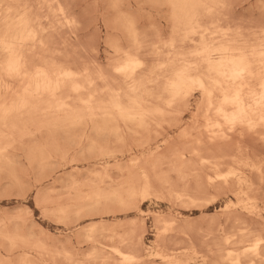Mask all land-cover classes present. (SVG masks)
Segmentation results:
<instances>
[{
	"label": "snow or ice",
	"instance_id": "1",
	"mask_svg": "<svg viewBox=\"0 0 264 264\" xmlns=\"http://www.w3.org/2000/svg\"><path fill=\"white\" fill-rule=\"evenodd\" d=\"M7 7L5 31L0 36V158L11 162L10 150L17 142L23 143L29 125L47 124L53 134L67 128H84L86 132L91 129V142L95 146L113 134L118 136L122 128L147 127L154 117L165 115L178 102L198 93L201 106L197 111L206 105V117L216 114L215 122L209 119L210 142L229 141L238 156L247 154L259 161L258 168L251 160L248 166L259 172V195L264 203V0L256 5L259 17L234 21L241 41L221 47L205 43L204 37L195 44L199 34L196 25L203 22L202 17L231 10L235 5L227 2L186 5L192 9L190 31L178 46L175 25L169 36L157 22L159 10L175 8V4L161 0H112L108 8L121 35L110 41L106 65H97L81 74L65 71L54 62L50 65L46 56H37V42L41 48L45 47L41 30L34 26L38 21L28 12L13 19L12 6ZM244 32L249 34L247 39L243 38ZM188 39L195 46L189 47L185 43ZM237 132L239 136L233 142L232 134ZM189 139L192 143L186 145L183 159L187 160L189 153L200 159L208 145L202 137L193 135ZM201 163L211 161L203 159ZM178 174L183 172L178 170ZM142 179L147 190L151 174L145 170ZM221 179L226 180L227 176ZM17 219L20 217H12ZM260 219L264 221V210ZM11 223L5 219L4 227L8 229ZM3 238L6 242L0 249V264H94L92 253L82 258L83 250L75 246L56 250L39 240L33 243V237L23 235L19 226L15 233L8 231ZM234 239L229 236L225 243ZM257 247H264V223L260 225L256 246L246 248L245 252H255ZM28 249L41 258L19 262L13 258V252ZM44 254L52 258L44 259ZM232 255L230 252L229 256ZM124 260L137 264L129 256ZM104 264L111 262L106 260Z\"/></svg>",
	"mask_w": 264,
	"mask_h": 264
},
{
	"label": "rangeland",
	"instance_id": "2",
	"mask_svg": "<svg viewBox=\"0 0 264 264\" xmlns=\"http://www.w3.org/2000/svg\"><path fill=\"white\" fill-rule=\"evenodd\" d=\"M65 2H67L66 0H64ZM68 1H70L69 2V5L71 6H73V8H74V12H75V17H76V15L78 16V17H76V18H78L77 20H78V22L76 23V25H75V27H73L72 29H74L75 30V32L74 33H72V31H70L69 29V31H67L66 32V30L67 29H62V33L60 32V33H58V35H57V33H56V35H54L55 37H53V35H52V37L50 38V42H51V40L52 39H54L51 43H52V45H53V47H59L60 48V50L62 51H60L58 48H54V50L55 49H58L59 50V52L57 51V50H55V52H54V55H56V57H55V61H57L58 63L60 62L61 64L64 62V64L66 63V62H69V64L71 65V67L73 66V64L75 63V67L76 66H80V67H78V68H74V69H77V70H81V68L83 67V65H84V63H85V67L86 68H88L89 70H90V68H93L94 69V67H93V64L95 65V66H97V65H101V64H103V65H106L107 64V62H106V60L108 61V55H109V45H110V41H114L115 39H117L120 35H121V33L120 32H118L117 31V28H116V25H115V22H114V19L112 18V16L109 18L108 16H110V12H111V10L108 8V5L110 4L109 2L108 3H105L106 1L105 0H68ZM223 2H227V3H230V4H232V5H235V6H237V7H234L233 9H231V10H224L223 11V14H224V16H223V18L224 19H226V21H223L224 22V24H223V26H224V28H226V29H232L231 30V32L233 33V34H237V32L235 33L234 31H235V23H234V21L235 20H239L241 17H249V16H256V17H259V15H260V10H259V8L258 7H256V5H258L259 4V0H222ZM111 2H112V0H111ZM121 2H126V0L124 1V0H121ZM96 3V4H95ZM68 4V3H67ZM107 6H106V5ZM106 6V7H105ZM240 6H244V7H240ZM106 8H108L109 10H110V12H109V10H107ZM165 11V12H164ZM162 13V14H161ZM166 13V14H165ZM165 16V17H164ZM109 18V19H108ZM223 19V20H224ZM85 20H90V23H83ZM113 20V21H112ZM162 27H163V29H164V31L170 36L171 34H172V31H171V22H170V19H169V14H168V11H167V9L165 10V9H162V10H159V12H158V21H157ZM170 23V24H169ZM228 23V24H227ZM230 24H232V25H230ZM226 26V27H225ZM108 27V28H107ZM112 27V28H111ZM77 28V29H76ZM113 30V31H112ZM107 32V33H106ZM114 32H115V34L117 35V37H115L116 35L114 34ZM118 34H117V33ZM71 33V34H70ZM76 33V34H75ZM73 34H75V36L73 35ZM70 36V37H69ZM77 36V37H76ZM76 37V38H75ZM115 37V38H114ZM75 39L77 40V41H75ZM104 40H105V42H104ZM108 41V42H107ZM54 42V43H53ZM57 42V43H56ZM57 44V45H56ZM59 44V45H58ZM68 44V45H67ZM61 46V47H60ZM65 47V48H64ZM67 47V48H66ZM67 49V50H66ZM64 51V52H63ZM66 51V52H65ZM97 51V52H96ZM70 52H72V53H70ZM107 52V53H106ZM69 53H70V55H69ZM61 54V55H60ZM107 54V55H106ZM65 56V57H64ZM58 57H60V59L61 60H59V58ZM69 57H72V58H69ZM92 57H94L93 59H95L94 61H93V59H92ZM67 60H66V59ZM87 59V60H86ZM62 60H64L63 62H62ZM81 60H83L84 61V63H83V61H81ZM89 60H90V62H89ZM66 61V62H65ZM99 61V62H98ZM79 62V63H78ZM80 62L82 63V64H80ZM98 62V63H97ZM89 63L91 64V66L89 65ZM68 65V64H67ZM90 68H89V67ZM85 67H83V68H85ZM73 68V67H72ZM193 96V97H192ZM192 96L190 97V100H189V102H186V103H189L188 104V107H187V105H185L184 104V102H183V104L187 107V110H186V112L183 110L182 111V107L184 106V105H182V102H180L178 105H177V110L176 109H174L173 111L174 112H172L171 114H168V115H165V116H156V117H154L153 119L155 120L156 118H160L161 120H159V119H156V122L157 121H161V123H162V120H163V123H165V119H163V118H169V119H166V123H165V125L163 124V126H159L158 124H159V122H157V124H156V126L154 125V123H156L155 121H152V123L150 124V127H151V129H152V127H153V130H150V127H149V125L147 126V128L149 127V129H147L148 131H149V136L146 134L145 135V133H148L147 132V130H146V128L145 129H140V131H142V132H144V134L142 135V133H140V131L137 129V128H135V127H132L133 129L135 128V131L132 129V128H130V130L129 129H124V128H122V131L119 133V137L117 136V135H115V134H113L112 135V139L110 138L109 140H106V141H108V144L104 141L103 143H100V144H102L103 145V149H104V146L108 149V151H110V152H108L107 150H105V152L106 153H102V151H100L101 153H98L99 152V149L101 150V146L102 145H100L99 147H98V145L97 144H99V143H97L95 146L92 144V140H91V138H92V136H93V134H92V132H91V130L89 129L87 132L86 131H84L83 132V130H82V132L80 131L79 132V130H81L82 128H75V129H69V130H65V131H63V132H60L59 134L57 133V134H53V132L52 131H45L44 132V135H43V132H42V135L44 136H39L38 135V133H36V134H34V136L32 137V136H26L25 138L26 139H24V141H23V143H24V145H30L29 146V149L28 148H26L24 145H22L23 143H21V145H19V143H16L14 146H13V148L10 150V153H9V160L11 161L10 163L9 162H7L8 160H5L4 158L2 159V160H0V223H1V227H0V234H1V236H0V245H1V247H0V249H2L3 248V243L5 244V240H4V233H6V232H8V231H11L12 233H15L16 232V229H17V226H19V228H20V230H21V233L23 234V235H25V236H31V237H33V243H35L37 240H41V242L42 243H44L45 245H48L50 248H53V249H57V250H59V249H62V248H65V247H67V248H71V247H73V246H75V247H77V248H79V249H82L83 251H82V253H81V256L82 255H86V254H88L89 252H90V249L86 246V244L85 243H83V238L81 237H78V233H80L79 231H83V230H85V229H88V228H90V227H92V226H98V225H100V224H105V223H109V224H111V223H113V224H111V226L112 225H116V224H126V221L128 222H132V220H136L135 222L138 224V222H139V225L140 224H142V226L144 225V223H145V226H143L144 227V229L146 230V234L144 235V237H145V244H146V248H148L149 249V247H152V245H153V241H154V238H153V236H152V232H151V230H152V223H151V218L154 216V214H157V213H159V214H161V215H164V216H169V217H171L172 218V216L174 217V216H176V215H178V214H182L183 215V219L185 218L186 220H188V221H194L193 219H195V218H197L196 219V221H194V222H198V221H200V220H202V219H204V218H208L207 216H209L210 217V219H217V218H219L221 215H222V211H223V209L226 207V206H228L229 204L231 205V204H236V199L234 200V198H232V191L234 190V188L232 187V189H228V188H226V189H224L226 186L225 185H223L222 184V186H224V187H220L221 186V180L219 181L218 179L217 180H213L212 182H211V180H212V178H215L217 175H218V173L220 174L221 173V170H222V172L224 173V175H227L228 173H235L237 176H235V175H230L229 177H231V179L230 180H232L233 178L234 179H236V177L238 178V177H240L242 174H244L245 173V175H246V177H247V179H248V181H249V183L247 184V186H244V190L246 191H251V193L252 194H256V195H259V186L257 187L258 188V190H256L257 188H256V186L257 185H259V183L258 182H260V178L258 177V176H255V175H257L256 173H259V172H255V171H253V168L250 166H248L249 165V160H252V161H254V162H256L255 163V165L258 167V165H259V161L253 156V158H252V156H249V155H247V154H245L244 155V157L243 158H241L240 156L238 157V154L236 153V152H232V156H230V152L232 151L230 148H231V146H230V142L228 141H226V144L223 142V146H222V141H217L218 142V146L219 145H221L222 146V150H221V147L219 148L220 150H219V152L220 151H223V148H225L226 150L227 149H230V150H225V153L223 154H219L218 155V150L217 149H215V144H217V142L216 143H214V144H212L211 142L209 143V141H207V142H205L207 139H206V135H203V134H201L200 132L198 133V131H196V130H202V133H204V126L200 123V124H197V123H195V125H196V127H195V125H194V115H195V107H196V105L198 104L197 102H199V95L197 94V93H192ZM196 102V103H195ZM182 105V107H181V105ZM178 106H180L181 107V111H180V109H178ZM179 107V108H180ZM186 107H183V109H186ZM183 112H185V114L183 115ZM182 113V114H181ZM194 115H193V114ZM192 114V115H191ZM174 115V116H173ZM177 115V116H176ZM179 115H180V117L181 118H179ZM177 117V118H179V119H177L178 121H176V119H174L175 121H173L172 119L174 118V117ZM172 119H171V118ZM192 118V119H191ZM169 120V121H168ZM171 120V121H170ZM190 120V121H189ZM191 120H193L192 122V124H191ZM176 122V123H173L174 125L176 124L177 126L176 127H174L173 125H170L171 123L170 122ZM180 121V122H179ZM150 122V121H149ZM170 123V124H168V123ZM183 122V123H182ZM154 126H153V125ZM161 125V124H160ZM169 126V128H168V126ZM157 126H159V127H161L162 128V130H164L166 133L164 134V132L162 131V130H159L160 128L158 127V129L156 128ZM167 126V127H166ZM171 126H172V129H171ZM190 126H191V128H193V127H195V128H193V129H190ZM193 126V127H192ZM174 127V128H173ZM189 127V128H188ZM198 127H200V128H198ZM187 128V129H186ZM196 128H198V129H196ZM77 129H79V130H77ZM84 129V128H83ZM137 129V130H136ZM155 129H157V131H155ZM75 130H77V131H75ZM126 130H129L128 132L126 131ZM181 130V131H180ZM188 130H190V132L188 131ZM196 131V134L195 133H192L191 131ZM90 131V133L88 134V132ZM124 131V132H123ZM138 131H139V135H138ZM154 131V133H157V134H154L155 136H160L161 138H158V136H157V140H156V138L155 139H152V138H154L153 136L154 135H152L151 136V133ZM181 132V133H179L178 134V132ZM193 131V132H194ZM65 132V133H64ZM73 132H75V133H73ZM79 132V133H78ZM86 132V133H85ZM132 132H134V133H132ZM159 132V133H158ZM160 132H161V134H160ZM61 133H63V134H61ZM72 133V136H70V134ZM77 133V134H76ZM81 133V137H82V140H81V137L79 136V134ZM185 133H187V135L186 136H184L183 134H185ZM46 134V135H45ZM52 134V135H51ZM74 134H76V135H78V136H73ZM92 135V136H89V135ZM128 134L131 136V137H129L128 136ZM153 134V133H152ZM163 134V135H162ZM177 134L178 135H180V136H182L181 138H175L176 136H177ZM189 134V135H188ZM205 134V133H204ZM86 135H87V139H86ZM122 135V138H120V136ZM132 135H135V136H137L136 138H135V136H133L132 137ZM140 135H142V137L140 136ZM196 136V137H198V138H201V137H204V139L203 140H205L204 142H205V144L206 145H208L207 146V148L205 147L204 148V152H205V150L207 149V152L208 151H210V152H214L215 150H217V152L215 151V153H210V152H205V153H207V155L205 156V153L204 152H202V153H204V154H202V156L203 157H206V158H209V157H211L212 156V158L214 159V162H215V159H218L219 158V156H220V162H219V160L217 161L216 160V162L213 164V160H212V163H210V164H203V163H201L200 161H199V159H197L198 160V162H196L197 160L195 159L196 157H193L191 154L190 155H188L189 157H190V161H188V159H187V161L185 162L184 161V159H182V156L184 157V155H185V149L183 150V148L184 147H186V145H188V144H191V142H192V140L191 141H189L190 139H189V137H191V136ZM46 136V137H45ZM55 136H57V137H55ZM67 136H68V138H67ZM124 136H125V138H124ZM138 136L139 137H141V138H139L138 139ZM146 136V137H145ZM148 136V137H147ZM151 136V137H150ZM179 136V137H180ZM183 136L185 137V141H184V138H183ZM239 136V135H235V136H233V141L237 138V137ZM27 137H28V139H27ZM44 139L43 141H42V138ZM47 137H48V139H49V144L50 145H46L45 143H47L48 142V139H47ZM52 137H53V139L56 141V139L57 138H59V142H58V140H57V142H56V144H59L60 143V141H61V143L63 144H61V146H64L65 145V143H66V145L64 146V147H66L67 145V147H66V149H67V153H68V155H67V153L65 152L64 153V150H63V153H61L62 152V150L61 149H63L64 147H60L59 149L60 150H58V146L60 145H54V143H53V140H52ZM74 137V138H73ZM77 137L79 138L78 140H77ZM85 137V138H84ZM89 137V138H88ZM147 138V139H144V138ZM187 137V138H186ZM34 138H36L35 140H32V139H34ZM38 138H39V141L41 140L42 142H39L38 141ZM45 138L47 139V140H45ZM56 138V139H55ZM73 138V139H72ZM128 138H131L130 139V141L128 142ZM133 138H134V142L136 143V144H141L140 145V147L138 146H136V144L133 142ZM149 138V139H148ZM152 140H151V139ZM69 139V140H68ZM85 139V140H84ZM117 139H119L118 141H117ZM139 141H138V140ZM144 139V140H143ZM169 139H173V140H175V141H171L172 142V144L174 145H171L170 144V140ZM178 139V140H177ZM187 139H189V140H187ZM29 140V141H28ZM73 140V141H72ZM115 140V143L113 142ZM122 140V141H121ZM148 140H151L152 142H150V141H148V143H147V141ZM26 141V142H25ZM27 141H28V143H30V144H28L27 143ZM32 141V142H31ZM34 141V142H33ZM36 141V142H35ZM44 141H45V143H44ZM89 141V142H88ZM123 141H124V146H123V148L125 147L126 148V151L127 152H124V150L122 149V147H121V145L119 146V144H123ZM125 141H126V145H125ZM141 141V142H140ZM156 141V142H155ZM162 141H164V142H162ZM179 141V142H178ZM70 142H73V143H70ZM80 142V143H79ZM112 143V145H111V143ZM132 142H133V144H132ZM144 142V143H143ZM168 142H169V144H170V146L169 147H167L168 145ZM178 142V143H177ZM184 142H185V144H184ZM26 143V144H25ZM37 143V144H36ZM41 143V144H40ZM84 143H86V147H85V144ZM118 143V144H117ZM130 143H131V145H133L134 147H131L132 149H128L129 147V145H130ZM147 143V144H146ZM162 143V144H161ZM165 143V144H164ZM175 143H176V146H175ZM228 143V144H227ZM32 144L35 146V147H33V148H31L30 149V147L32 146ZM39 144V147L37 146ZM48 144V143H47ZM74 144V145H73ZM82 144V145H81ZM83 144H84V146H83ZM88 144H90V145H88ZM150 148V149H148V147H146V145ZM160 144V145H159ZM180 144V145H179ZM181 144L183 145V147L181 146ZM44 145H46V148L44 147ZM107 145V146H106ZM112 147H111V146ZM115 145V146H114ZM157 145H159L157 148H158V150L161 152V153H158L159 151H155L156 149L154 148V147H156ZM180 146V148L178 147V146ZM43 147V149H42V147ZM54 146V147H53ZM56 146V147H55ZM89 146H90V148H89ZM93 146V147H92ZM118 146H119V148H118ZM127 146V147H126ZM171 146H173L174 147V149L176 150V151H178L179 150V152H184V155H182L183 153H179V155H180V157L181 158H177L176 159V157L174 156V155H176L177 156V153L178 152H176L174 149H173V147L171 148ZM209 146H211L210 148H212L213 150L211 151V150H208V148H209ZM218 146H216V148L218 147ZM230 146V148H227V147H229ZM22 147H24V148H22ZM48 147V148H47ZM52 147L55 149V151L53 152L52 150H54V149H52ZM78 147H80V148H82V149H84L83 151L82 150H80V149H77ZM88 147V148H87ZM95 147V148H94ZM112 148V151L111 150H109V148ZM114 147H116L117 149H118V151L120 152H116V148H114ZM144 148V150H142L143 148ZM166 147V151L164 150V148ZM177 147V148H176ZM182 147V148H181ZM214 147V148H213ZM35 148H37V149H35ZM40 148V149H39ZM47 150V151H45L44 152V150L45 149ZM72 148V149H71ZM121 148V149H120ZM124 148V149H125ZM140 148V149H139ZM27 149V150H26ZM35 149V151H32V150H34ZM42 149V150H41ZM52 149V150H51ZM56 149H57V151H56ZM96 149H98V151H96ZM128 149V150H127ZM137 149V150H136ZM161 149V150H160ZM215 149V150H214ZM50 150H51V153L53 152L54 154L56 153L57 155L59 154V153H61L62 155L64 154V155H66V156H64L63 157V160H61V158H62V155L61 154H59V157L56 155H54L53 153L50 155V154H47L48 152L50 153ZM86 150V153H88V154H85V151ZM122 150V151H121ZM131 150H132V152H131ZM142 150V151H141ZM152 150H153V152H152ZM164 150V151H163ZM182 150V151H181ZM14 151V152H13ZM36 151H37V153H36ZM42 151V152H41ZM81 151V152H80ZM94 151V152H93ZM95 151H96V153H95ZM147 151V152H146ZM230 151V152H229ZM16 152V153H15ZM33 153L32 155H31V153ZM47 152V153H46ZM93 152V156L92 155H90V153H92ZM122 152H124V154L122 153ZM129 152V153H128ZM150 152L153 154H150ZM12 153V154H11ZM34 153L35 154H38V158L36 157V155H34ZM42 153V154H41ZM44 153V154H43ZM47 154V156H42V155H46ZM108 153H112L113 155H115V156H113L112 154H108ZM131 153V154H130ZM142 153V154H141ZM154 153H156V155H154ZM160 155V159H161V154L163 155V156H167V158H170V160L169 161H171V163L174 165V166H172V164L169 162V163H167V158H166V160L164 159H161V160H156L155 158H154V160L152 161V158L153 157H156V158H159L158 156V154ZM217 153V154H216ZM227 153H228V156L226 157V155H227ZM236 153V154H235ZM14 154L16 155L15 157H14ZM27 154V155H26ZM29 154H30V157L32 156L33 157V159L34 160H32V158H30L29 157ZM95 154V155H94ZM100 154H102L101 156H100ZM120 154V155H119ZM139 154H140V156H139ZM149 154L150 155H152L153 157L151 158V156H150V159L148 158L149 157ZM165 154H167V155H165ZM169 154H172V156H174L175 157V159L177 160V163H179V164H176V160L175 161H173V160H171L172 158L174 159V157H171V155H170V157L168 156ZM174 154V155H173ZM214 154H216V155H218V158H216V156H214L213 157V155ZM226 154V155H225ZM61 155V156H60ZM73 155V156H72ZM98 155L101 157V160H100V158H98ZM109 155H112V156H109ZM134 155H135V157L138 159H136V158H134L135 160H137V161H132V162H134V163H132L131 162V160H133V159H131L132 157H134ZM142 155V156H141ZM145 155V156H144ZM182 155V156H181ZM211 155V156H210ZM225 156L224 158H228V160H226V159H223V156ZM234 155V156H233ZM236 155H237V157H238V159H237V157H236ZM50 156V157H49ZM57 158V159H55V157ZM69 156V157H68ZM86 157V159H85V157ZM95 156H97L96 158H95ZM104 156V157H103ZM122 156V157H121ZM201 156V157H202ZM221 156H222V158H221ZM248 156V157H247ZM40 157V158H39ZM45 157V159H43ZM72 157V158H71ZM83 158V160H82V158ZM103 157V158H102ZM131 157V158H130ZM139 157V158H138ZM144 157H147V159H149V160H147L146 159V161H145V158ZM202 157V158H203ZM229 157H231V158H229ZM234 157H235V160L236 161H234ZM48 158H49V160H48ZM53 158V159H52ZM71 158V159H70ZM81 158V159H80ZM110 158V159H109ZM116 158H117V160H116ZM131 160H130V159ZM141 158H142V160H144L143 162H142V160H141ZM248 160H247V159ZM250 158V159H249ZM16 159V160H15ZM32 161H34L35 163H33V162H31V160ZM55 159V161L56 162H54V161H52V160H54ZM61 161H60V160ZM65 159V160H64ZM75 161V160H82L81 162L80 161H78L79 163H77V161H75L74 162V164H71V163H73L72 161L73 160ZM97 159V160H96ZM104 159V160H103ZM107 159H109V160H107ZM119 159V160H118ZM127 159H129V160H127ZM179 159H181L182 161H184L185 163H183L181 160H180V162H181V164H180V162L178 161ZM192 159V160H191ZM203 159H205V158H203ZM223 159V160H222ZM231 159V160H230ZM239 159H241V161L239 160ZM42 160H43V162H42ZM69 160H71V163L70 162H68ZM87 161V163H86V161ZM92 160H95V161H92ZM121 160V161H120ZM194 160V161H193ZM209 160H211V158L209 159ZM226 160V161H225ZM243 160V161H242ZM244 160H246V161H244ZM4 161V162H3ZM48 161H51V163H53L52 165L50 164V162H48ZM58 161H60V162H58ZM66 163H65V162ZM83 161H85V163L83 162ZM98 161H100V162H98ZM126 163H125V162ZM128 161H129V164L130 165H132V166H130V165H128V167H130V168H128L129 170H127L126 169V164H128ZM141 161V162H140ZM150 161L152 162V163H150ZM155 161V162H154ZM158 161L159 162H161L162 161V163L164 164V166L166 165H168V166H172V167H178V168H186V170L185 169H181V171L182 170H184V172H183V175H185L183 178H182V176L183 175H179V174H174L175 173V171L174 170H176L175 168H173V171H174V173L172 174V170H169V167L167 166V168L166 167H164L163 166V164H161V163H158ZM164 161L166 162V163H164ZM230 161V162H229ZM45 162V164H42V163H44ZM58 162V164H56ZM68 162V163H67ZM106 163V165H105V163ZM113 162H116L117 163V165L119 166H117V165H115V166H110V165H114V164H116V163H113ZM136 162H138V164L136 163ZM141 164H140V163ZM144 162H145V165H148V163L151 165H149L150 167H156V170L155 171H157L156 172V174H154V172H153V170L151 171L156 177H157V179H155V176L151 173V172H149L148 170V172L151 174V177L153 176V179L154 180H156V182L154 181V180H152L151 182H153L154 181V185H158V183L160 184V182H158V180L159 181H161V178L160 177H163V178H165V177H167V176H169L170 175V177H171V179L173 180V181H175V183L173 184H171L170 182H173L171 179L170 180H168V183H165V189H164V187H163V182L161 181V183L162 184H160L161 186H155L154 187V185H151L150 187V193H152L151 194V197H150V200H146V201H140L141 203H143V205H142V207H141V210H140V212H138V213H136V214H132V215H129V216H126L125 218H124V216H120V217H117V218H108V219H104V220H99V219H97V217H95L94 216V218H88V216L89 215H93L92 213H94V212H96V213H98L100 210H98L99 208H94L93 206H91L92 204H91V202H89L86 198H87V196L89 195V194H93V193H95V194H102V195H105V193L112 187V185H111V187H110V183L112 184V183H114V185L116 184V187H117V189H118V187L120 188L119 190H125V189H128L130 186L129 185H131L133 182H134V184H135V186H136V188H140L141 187V185L143 184V181L141 180V173H140V170H142V168H140L139 169V167H142L143 166V168L144 167H146V166H144ZM154 162V163H153ZM173 162H175V163H173ZM196 162V163H195ZM220 164H219V163ZM221 162H222V164H221ZM224 162V163H223ZM242 162V163H241ZM243 162H245L244 163V165H243ZM7 163V164H6ZM9 163V164H8ZM48 163V164H47ZM55 163V164H54ZM65 163V164H64ZM75 163H77V164H75ZM95 163H97V164H99V166H100V168H98V165L97 164H95ZM120 163L123 165V166H125L124 167V169H126V171L124 170V169H122L121 167H122V165H120ZM124 163H125V165H124ZM158 165H160V166H158ZM238 163H239V165H240V163H241V167L244 169H241L240 170V166L238 165ZM253 163V162H252ZM47 164V165H46ZM61 165V167L59 168V166ZM65 166H64V165ZM71 164V165H70ZM143 164V165H142ZM155 164V166H153ZM169 164H171V165H169ZM183 164H184V166H183ZM217 164V166H215ZM245 164H247V165H245ZM254 164V163H253ZM32 165V166H31ZM35 165V166H34ZM44 165V168L42 167ZM51 165V166H50ZM76 165V166H75ZM93 165V166H92ZM95 165V166H94ZM134 165H135V167H134ZM136 165H137V167H136ZM140 165V166H139ZM204 165H206V166H204ZM228 165H231L232 167H227ZM236 165H238V166H236ZM243 165V166H242ZM5 166V167H4ZM7 166H9L8 168L10 169V170H8V168H7ZM82 166V167H81ZM108 166H110V168H111V170H110V168L108 167ZM149 166H147V167H149ZM224 166H226V167H224ZM2 167H4V169H5V172L3 171L2 172ZM11 167V168H10ZM30 167H31V169H30ZM51 167V168H50ZM64 167V168H63ZM84 167V168H83ZM92 167H93V169H92ZM95 167L97 168V171H96V169H95ZM114 167H115V169H114ZM132 167L134 168V171H135V174L138 172V174L137 175H134L133 174V176H136V180H134L135 179V177L133 178V180H131L132 179V173L134 172V171H132L131 169H132ZM146 167V168H147ZM171 167V168H172ZM215 167H216V169H215ZM217 167H221L220 169V171H217L216 172V170H219V168H217ZM235 167V168H234ZM237 167V168H236ZM248 167V168H247ZM7 168V169H6ZM49 168V169H48ZM88 168V169H87ZM103 170H102V169ZM106 168H108V169H106ZM146 168H144V169H146ZM166 169V170H164V169ZM170 168V169H171ZM188 168H189V170H188ZM229 168V169H228ZM251 168H252V170H251ZM3 169V170H4ZM46 171H45V170ZM116 169L118 170V172H116ZM136 169V170H135ZM148 169V168H147ZM149 169H151V168H149ZM158 169V170H157ZM159 169L161 170V172L159 171ZM202 169V170H201ZM215 169V170H214ZM237 169V170H236ZM250 169V170H249ZM34 170V171H33ZM37 170V171H36ZM51 170H53V171H51ZM72 170V171H71ZM79 170V171H78ZM93 170H95L96 171V173L99 175L100 173H99V170H101L100 172L102 173V176L103 177H105L106 175H108L109 176V178H107L108 180L106 181V178L104 179L103 177H101V175H99V176H97V174L95 173L94 174V171ZM104 170L106 171V172H108V174L107 173H105L104 172ZM132 172H131V171ZM138 170V171H137ZM239 170V171H238ZM9 171H13V173L12 172H9ZM74 171H75V173H74ZM92 171H93V173H92ZM112 173H111V172ZM128 171H130L131 172V174L128 172ZM137 171V172H136ZM170 171H172V172H170ZM185 171H187L186 173H185ZM250 171H253V178L252 177H250V176H252V175H250L251 174V172ZM37 172V173H36ZM46 172V173H45ZM51 172V173H50ZM65 172H67V173H65ZM69 172H71V173H69ZM72 172H73V174H72ZM80 172V173H79ZM17 173H19L18 175H17ZM44 173V174H43ZM91 173V174H90ZM110 173V174H109ZM125 173H129L131 176H126V174ZM160 173L162 174V176L160 175ZM188 173H189V175H190V177H189V175H188ZM197 173V174H196ZM255 173V174H254ZM13 174V175H12ZM48 174H49V176H48ZM122 174V175H121ZM216 174V175H215ZM222 174V173H221ZM17 175V176H16ZM79 175V176H78ZM89 175H91V176H89ZM96 177H95V176ZM113 175V177H112V179H111V176ZM114 175H118V177L121 175V176H123V177H119V179H118V177L117 176H114ZM125 175V176H124ZM175 175V176H174ZM193 175V178L194 179H197V177H198V180H194V179H192V176ZM195 175V176H194ZM196 175H197V177H196ZM207 175V176H206ZM208 175H209V177H211V179L208 177ZM17 177L16 179H15V177ZM47 176V177H46ZM176 176H180L181 177V179H180V177H178L179 179H176L177 177ZM187 176V177H186ZM204 176V177H203ZM249 176V177H248ZM41 177H42V179H41ZM99 177V178H98ZM129 179V177H131V179H129L128 181L130 182V183H128V185H127V182L125 181L127 178ZM141 177V178H140ZM196 177V178H195ZM200 177V178H199ZM205 177H207L206 179H207V181H205L206 179H205ZM256 177V178H255ZM7 178V179H6ZM74 178V179H73ZM93 178V180H97V182H99V183H96V184H94L95 183V181H94V183L91 181V179ZM97 178V179H96ZM120 178H122V180H120ZM138 178L141 180V182L142 183H140L139 184V181H138ZM184 178H185V181H186V179H187V183L186 182H184L183 180H184ZM202 178V179H201ZM259 178V179H258ZM9 179V180H8ZM37 179V180H36ZM90 179V180H89ZM104 179V180H103ZM203 180V181H200V180ZM36 180V181H35ZM43 180V181H42ZM52 180H53V182H52ZM68 180V181H67ZM72 180H73V182H72ZM102 180V181H101ZM111 180V182H108V181H110ZM113 180V181H112ZM116 180V181H115ZM178 180H181L182 182H178ZM194 180V181H193ZM208 180L211 182H208ZM36 183H35V182ZM54 181H56V182H54ZM70 181V182H69ZM83 181V182H82ZM85 181V182H84ZM89 181V182H88ZM91 181V182H90ZM104 181H106V182H108L107 184H108V189H107V191H105V190H103L105 187L103 186L104 184H106ZM116 183H115V182ZM131 181H133L132 183H131ZM177 181V182H176ZM198 181V182H197ZM205 181V185H204V182ZM219 181V182H218ZM258 181V182H257ZM52 182V183H51ZM76 182H77V184H78V182L80 183L79 185H76ZM103 182H104V184H103ZM119 182H122V184H120ZM136 182V183H135ZM138 182V183H137ZM158 182V183H157ZM185 184H184V183ZM214 182V183H213ZM254 182H255V184H257V185H255L254 184ZM19 183V184H18ZM87 183V184H86ZM90 183V184H89ZM91 183L93 184L92 186H90L91 185ZM157 183V184H156ZM178 183V184H177ZM183 183V184H182ZM207 183V184H206ZM72 186H71V185ZM73 184L75 185V186H73ZM83 184V186H81ZM98 184V190H97V188H95V186ZM106 184V185H107ZM118 184H120V185H118ZM170 185L171 184V186H168V185ZM177 184V185H176ZM218 184V185H217ZM21 185V186H20ZM113 185V186H114ZM133 185V184H132ZM166 185H167V187L169 188V187H171L172 189H174V190H190V192H192V193H194V192H199L198 194H201L202 193V196H198V197H200V198H205V199H209V198H212V197H216L217 195V193H215V192H218V196H220V198H224L225 199V197H226V194L228 195V197H229V199L228 200H230V201H228V200H225V201H223L222 203H220L219 205H217V206H215L214 208H212L210 211H208V212H204V213H199V212H195L194 214H191V213H188L187 211H188V209L187 210H185L186 208H185V205H179V204H175L176 206L178 205L179 207L180 206H183V208L182 209H178V207L176 208V207H171V205L173 204V203H170L167 199H165V198H167L168 196H169V189H167L166 188ZM174 185V186H173ZM182 185V186H181ZM184 185V186H183ZM210 185V187H208ZM214 185H216V187L218 186V191L216 190L217 188L214 186ZM255 185V186H254ZM77 186H80V187H78L77 188ZM123 186H124V188H123ZM135 186L133 185V186H131V187H133V188H135ZM199 186V187H198ZM208 187L207 189H206V187ZM211 186H213V188L211 187ZM74 187V188H73ZM85 187H87V189L85 188ZM88 187H93L96 191L94 192V189L93 188H91V189H88ZM97 187V186H96ZM100 187V188H99ZM115 187V186H114ZM157 187H160L161 189L163 188V191H161V189L160 188H157ZM174 187V188H173ZM175 187H177V188H180V189H175ZM186 187V188H185ZM202 187H204V188H202ZM246 187H248V189L246 188ZM50 188V189H49ZM70 188H72V189H70ZM79 188H81L82 190H81V192L82 193H84L83 195L81 194V192H80V189ZM103 188V189H102ZM113 188V187H112ZM112 188L110 189L111 191H108L109 193H111V192H113V194H116V192L118 191H115V190H113L112 191ZM158 189V191L157 190H155V189ZM188 188V189H187ZM221 188V190H219ZM223 188V189H222ZM70 189V190H69ZM74 189V191L76 192V190H78L77 192H79L80 193V196H78V193H75V198H73V199H71V197H67V196H73V190ZM114 189V188H113ZM116 189V188H115ZM198 189H200V190H198ZM212 189H213V191H212ZM250 189V190H249ZM69 190V191H68ZM121 190V191H122ZM155 190V191H154ZM188 190V191H189ZM209 190V191H208ZM210 190H211V192H210ZM215 190V191H214ZM68 191V192H67ZM89 191H91L90 193H89ZM98 191V192H97ZM126 191V190H125ZM125 191H123V192H125ZM152 191V192H151ZM158 193H157V192ZM160 191V192H159ZM208 191V192H207ZM220 191V192H219ZM226 191V192H225ZM43 192V193H42ZM70 192V194H68ZM102 192V193H101ZM105 192V193H104ZM108 192L106 193V195L108 194ZM153 192H155V193H153ZM163 192H167V194H165V193H163ZM213 192V193H212ZM222 192H225V193H222ZM39 193V194H38ZM122 193V192H121ZM121 193H119L118 192V194H121ZM160 193H161V195H160ZM204 193V194H203ZM215 193V194H214ZM220 193V194H219ZM221 193L223 194V196L221 195ZM229 193V194H228ZM68 194V195H67ZM87 196H86V195ZM122 194H125V193H122ZM165 194V195H164ZM209 194H210V196H209ZM36 195V196H35ZM37 195H38V197H37ZM156 197H155V196ZM204 195V196H203ZM207 195V196H206ZM213 195H216V196H213ZM35 196V197H34ZM40 196V197H39ZM83 196H86V197H83ZM217 196V197H218ZM260 196V195H259ZM37 197V198H36ZM44 197V198H43ZM47 197V198H46ZM74 197V196H73ZM81 197V198H80ZM158 197V198H157ZM160 197V198H159ZM161 197L163 198V199H161ZM39 198H40V200H39ZM41 198H43L42 200H41ZM78 198V199H77ZM35 199H37L36 201H38V202H40L41 203V206L39 207L38 205H37V203L35 202ZM69 199V200H68ZM80 199V200H79ZM83 199V200H82ZM85 199V200H84ZM49 200H50V202H49ZM74 200V201H73ZM78 200H79V203H78ZM82 200V201H81ZM140 200V199H139ZM70 201H72V202H70ZM83 201H84V203H83ZM131 202H129V201H127V205L128 206H132L135 202L133 201V200H130ZM134 203H133V202ZM160 201V202H159ZM69 202L71 203V204H69ZM74 202V203H73ZM87 202V203H86ZM52 203V204H54V205H50V204ZM67 203V204H66ZM86 203V204H85ZM168 203H169V205H168ZM227 203V204H226ZM47 204V206L46 207H44L45 205ZM55 204H57V205H60V207L59 206H56ZM68 205V206H66V205ZM85 205L84 207H83V205ZM150 204V205H149ZM50 205V206H49ZM70 205H71V207H70ZM76 205V206H75ZM80 205V206H79ZM82 205V206H81ZM156 205V206H155ZM174 205V204H173ZM172 205V206H173ZM174 205V206H175ZM65 206V207H64ZM57 207V208H56ZM86 207V208H85ZM91 207V208H90ZM110 208H114V206H112L111 207V205L109 206ZM45 208L47 209L46 210V212L45 211H43V210H45ZM53 208H54V210H53ZM78 208H80V209H78ZM86 209V211L84 210V209ZM88 208V209H87ZM90 208V209H89ZM95 210H94V209ZM116 208V207H115ZM51 209V210H50ZM73 210L71 213H70V211L71 210ZM82 209V210H81ZM92 209V210H91ZM49 210V211H48ZM53 210V212H51ZM59 210H64L65 211V214H60L58 211ZM70 210V211H69ZM77 210V211H76ZM87 210H89V211H87ZM55 211H56V213H55ZM66 211H67V213H66ZM85 211V212H84ZM93 211V212H92ZM82 214H80V213ZM88 212V213H87ZM149 212V213H148ZM48 213H50V214H48ZM72 213H74V214H72ZM89 214V215H84V214ZM142 213V214H141ZM220 213V214H219ZM146 214V215H145ZM151 214H152V216H151ZM214 214L215 215H217V218H216V216H214ZM51 215H52V217H51ZM141 215V216H140ZM202 215V216H201ZM14 216H19L20 218H21V222H19L20 221V219H17V220H12V217H14ZM84 216V217H83ZM85 216L87 217V219L85 218ZM204 216V217H203ZM213 216V217H212ZM6 217V218H5ZM71 217V218H70ZM83 218V221L81 222V223H79L78 222V219L79 218ZM212 217V218H211ZM133 218V219H132ZM136 218V219H135ZM189 218V219H188ZM5 219H10L11 221H12V223L10 224V226H9V228L8 229H6L5 227H4V220ZM25 221H24V220ZM54 219V220H53ZM138 219V220H137ZM142 219V220H141ZM167 219H168V217H167ZM170 219V218H169ZM168 219V220H169ZM24 222H23V221ZM56 220V221H55ZM123 220V221H122ZM143 220H145L143 223L141 222V221H143ZM55 221V222H54ZM119 221V222H118ZM71 222V223H70ZM76 222V223H75ZM98 222V223H97ZM141 222V223H140ZM56 225H55V224ZM70 223V224H69ZM95 223V224H94ZM96 223H97V225H96ZM22 224H23V226H22ZM72 224V225H71ZM86 224V225H85ZM90 224V225H89ZM109 224H107V225H109ZM69 225V226H68ZM67 226V227H66ZM79 227V228H78ZM6 229V230H5ZM76 230V231H75ZM75 231V232H74ZM29 232V233H28ZM1 239H2V241H1ZM82 241V242H81ZM151 241V242H150ZM152 243V244H151ZM149 246V247H148ZM89 250V251H88ZM22 253V254H21ZM27 254V255H26ZM25 256V257H24ZM31 256V257H30ZM38 258V256L36 255H32L31 253H30V250L28 249L27 250V252L26 251H15V252H13V258H15V259H19V258ZM40 258V257H39ZM46 258V257H45ZM47 258H49V257H47Z\"/></svg>",
	"mask_w": 264,
	"mask_h": 264
},
{
	"label": "bare ground",
	"instance_id": "3",
	"mask_svg": "<svg viewBox=\"0 0 264 264\" xmlns=\"http://www.w3.org/2000/svg\"><path fill=\"white\" fill-rule=\"evenodd\" d=\"M67 2H65L64 0H0V36H2L3 35V33H4V31H5V26H4V24H3V20H4V16H5V14L7 13V11H8V7L7 6H12V12H11V16H12V18L13 19H15L16 18V16L19 14V15H23L25 12H28L29 13V15L32 17V19L33 20H36V21H38V23L36 24V25H34L35 27H37L38 29H40L41 30V36H42V39H43V41H44V44H45V47L44 48H41L40 47V43H39V41L37 42V44H36V48H37V53H36V55L37 56H46L47 58H48V60H49V64L51 65V63H55V64H57V65H59V66H61V67H63L64 68V70L65 71H71V72H74V73H76V74H81V73H86V72H88L89 71V69L88 68H86L84 65H85V63H84V61L83 60H81V61H83V63H84V65H83V67H85V68H81V70H77V69H74V68H78V67H80L79 65L78 66H74L75 65V63L73 64V68L71 67V65L69 64V62H66L65 64H64V60H62V64L59 62H57V61H55V57H56V55H54V52H55V50H57L58 52H59V50H60V48L59 47H53V45H52V41L55 39H52L51 40V42H50V38L52 37V35H53V37H55L54 35H56V33H57V35H58V33H60L61 31H62V29H67L66 30V32L67 31H74L75 32V30L74 29H72L73 27H75V25H76V23L78 22V18H76V17H78L77 15H76V17H75V12H74V8H73V6L71 5H69V2L70 1H68V0H66ZM106 2L105 3H111V0H105ZM125 1V0H124ZM161 2L162 3H166V4H175L176 5V7L175 8H166L167 9V11H168V14H169V19H170V22H171V31H172V25L174 24L175 25V28H176V40H177V42H178V46H179V43L181 42V41H183V39H184V36H185V33L186 32H188V31H190V16L192 15V9L191 8H189V7H186V5H191V4H194V3H199V2H207V3H211V4H215V3H218V2H223L222 0H161ZM68 3V4H67ZM96 4V3H95ZM24 5H27L28 7L27 8H24L23 6ZM106 5V4H105ZM107 6V5H106ZM105 6V7H106ZM107 10H109L108 8H106ZM165 9V10H166ZM109 12H110V10H109ZM165 12V11H164ZM162 14V13H161ZM166 14V13H165ZM223 16H224V14H223V11L221 12V11H218L216 14H214V15H212V16H206V17H202V19H203V22H201V23H198L197 25H196V27H197V29H198V32H199V34L195 37V44H199L200 42H201V38L202 37H204L205 39H204V42L205 43H207V44H209V45H212V46H214V47H221V46H228L230 43H233V42H240L241 41V39H242V37H241V34H233L229 29H226V28H224V26H223V24H224V22L223 21H226V19H224L223 18ZM109 18L111 17V12H110V16H108ZM165 17V16H164ZM108 18V19H109ZM224 19V20H223ZM113 21V20H112ZM228 24V23H227ZM116 25V24H115ZM213 25H215V27H213ZM230 25H232V24H230ZM108 28V27H107ZM112 28V27H111ZM116 28H117V26H116ZM235 28H236V26H235ZM43 29H47V31H43ZM69 29V30H68ZM72 29V30H71ZM77 29V28H76ZM72 31V33H74ZM113 31V30H112ZM235 33H236V31H234ZM62 33V32H61ZM107 33V32H106ZM117 33V32H116ZM71 34V33H70ZM76 34V33H75ZM75 34H73L74 36H75ZM114 34H115V32H114ZM118 34V33H117ZM25 35H26V33H25ZM116 35V34H115ZM248 36H249V34L247 33V32H244L243 33V38L244 39H247L248 38ZM52 37V38H53ZM70 37V36H69ZM77 37V36H76ZM75 37V38H76ZM115 37H117V35L115 36ZM114 37V38H115ZM75 41H77L76 39H75ZM104 42H105V40H104ZM108 42V41H107ZM54 43V42H53ZM57 43V42H56ZM185 43H187V45L189 46V47H192V46H195V44L193 43V40L192 39H188L187 41H185ZM57 45V44H56ZM59 45V44H58ZM68 45V44H67ZM61 47V46H60ZM54 48H58V49H55L54 50ZM65 48V47H64ZM67 48V47H66ZM67 50V49H66ZM61 51V50H60ZM62 52V51H61ZM64 52V51H63ZM66 52V51H65ZM97 52V51H96ZM109 52V51H108ZM70 53H72V52H70ZM70 53H69V55H70ZM107 53V52H106ZM61 55V54H60ZM107 55V54H106ZM65 57V56H64ZM0 58H2V53H0ZM57 58V57H56ZM59 58V60H61L60 59V57H58ZM69 58H72V57H69ZM94 57H92V59H93ZM66 59V58H65ZM68 59V58H67ZM66 59V60H67ZM108 59V58H107ZM69 60V59H68ZM87 60V59H86ZM95 59H93V61H94ZM96 61V60H95ZM89 62H90V60H89ZM99 62V61H98ZM97 62V63H98ZM106 62H108L107 60H106ZM79 63V62H78ZM68 64V65H67ZM80 64H82L81 62H80ZM92 64V63H91ZM91 64L89 63V65L91 66ZM89 67V66H88ZM92 67V66H91ZM93 67H95V65L93 64ZM90 68V67H89ZM90 69H93V68H90ZM0 94H2V93H0ZM198 94V93H197ZM199 95V94H198ZM192 96V94L190 95V96H188V97H186V98H184L182 101H180V102H182V105H187V107H188V104L189 103H186V102H189V100H190V97ZM200 96V95H199ZM193 97V96H192ZM180 102H178L177 104H176V108H177V105L180 103ZM183 102H184V104H183ZM196 103V102H195ZM198 104L196 105V107H195V115H194V125H195V123H197V124H202L203 126H204V133H202V130H196V131H198V133L200 132L201 134H203V135H206V141L205 142H207V141H209V143H210V140H209V135H210V132H209V128H210V125H209V119L211 120V121H213V122H215L216 121V114H215V112H213L212 113V115H211V117H206V115H205V113L207 112V107H206V105L203 107V110H201V111H197L199 108H200V106H201V96L199 97V102H197ZM181 105V104H180ZM182 105H181V107H182ZM183 106V107H186V106ZM173 108L170 112H168V113H165V115H168V114H171L172 112H174L173 110L174 109H176V108ZM180 106H178V109H180V111H181V107L179 108ZM183 107H182V111L184 110L185 112H186V110H187V107H186V109H183ZM177 110V109H176ZM185 112H183V115L185 114ZM182 114V113H181ZM191 114V115H192ZM165 115H162V116H165ZM174 116V115H173ZM177 116V115H176ZM174 117L172 120L173 121H175L174 119H176V121H178L177 119H179V118H181L180 117V115H179V118H177V117ZM159 117V116H158ZM161 117V116H160ZM156 119H159V120H161L160 118H156ZM156 119L154 120V119H152V121H155L156 122ZM163 119H165V123H166V119H169L168 117L167 118H163ZM192 119V118H191ZM193 120H191V124L193 123L192 121ZM152 121L150 120V122H149V127H150V124L152 123ZM169 121V120H168ZM171 121V120H170ZM170 122V123H168V124H170V125H173L174 127H176L177 125V123L176 122ZM190 121V120H189ZM157 122H159V121H157ZM157 122L156 123H154V125L156 126V124H157ZM180 122V121H179ZM162 123H163V120H162ZM161 123V121L159 122V126H163V124L165 125V123H163L162 124ZM173 123H176L175 125L173 124ZM183 123V122H182ZM161 124V125H160ZM153 125V124H152ZM153 125V126H154ZM193 125V124H192ZM24 125H21V127H23ZM159 126H157L156 128L158 129V127ZM168 126V125H167ZM166 126V127H167ZM149 127L147 128V127H145L146 128V130L147 129H149ZM173 127V128H174ZM193 127V126H192ZM195 127H196V125H195ZM195 127H193V128H195ZM132 128V127H131ZM145 128H141V129H145ZM160 129L159 130H162V128L161 127H159ZM168 128H169V126H168ZM189 128V127H188ZM193 128H191V126H190V129H193ZM198 128H200V127H198ZM198 128H196V129H198ZM29 131L28 132H26L25 133V137L26 136H34V134H36V133H38V135L39 136H43L44 135V132L45 131H50L49 130V127H48V125L47 124H44L43 126H40V125H37V126H31V125H29ZM69 129H75V128H67V130H69ZM80 129V128H79ZM79 129H77V130H79ZM124 129H129L130 130V128H124ZM133 129V128H132ZM157 129H155V131H157ZM171 129H172V126H171ZM187 129V128H186ZM201 129V128H200ZM77 130H75V131H77ZM82 130H83V132L85 131V129H81V130H79V132L81 131L82 132ZM91 130V129H90ZM129 130H126L127 132L129 131ZM134 131H135V128L133 129ZM137 130V129H136ZM139 131H140V129H138ZM150 130H153V127H152V129H151V127H150ZM122 131V130H121ZM139 131H138V135L140 134V133H142V135L144 134V132H142V131H140V133H139ZM163 132H164V134L166 133L164 130H162ZM181 131V130H180ZM178 132V134L179 133H181V132ZM189 132H190V130H188ZM194 131V130H193ZM191 131L192 133H195L196 134V131ZM42 132H43V135H42ZM78 132V133H79ZM82 132V133H83ZM124 132V131H123ZM147 132L148 133H145V135L147 134H149V131L147 130ZM152 132V131H151ZM46 133V132H45ZM65 133V132H64ZM73 133H75V132H73ZM86 133V132H85ZM90 133V131L88 132V134ZM132 133H134V132H132ZM153 133V134H152ZM151 133V136L152 135H154V134H157V133H154V131ZM159 133V132H158ZM59 134V133H58ZM61 134H63V133H61ZM77 134V133H76ZM76 134H74L73 136H78V135H76ZM160 134H161V132H160ZM177 134V136L175 137V138H181L182 136H180V135H178ZM46 135V134H45ZM52 135V134H51ZM60 135V134H59ZM131 135V134H130ZM129 134H128V136L129 137H131ZM142 135H140L141 137H142ZM163 135V134H162ZM184 135V134H183ZM189 135V134H188ZM233 136H235V135H239V133L237 132V133H235V134H232ZM70 136H72V133L70 134ZM79 136L81 137V133L79 134ZM89 136H92L91 134L89 135ZM133 136H135V135H132V137ZM149 136V135H148ZM147 136V137H148ZM150 136V137H151ZM158 136V135H157ZM157 136H153L154 138H152V139H155L156 138V140H157ZM180 136V137H179ZM184 136H186V135H184ZM183 136V138H184V141L186 140L185 139V137ZM35 137V136H34ZM44 137V136H43ZM46 137V136H45ZM55 137H57V136H55ZM118 137H119V135H118ZM137 136H135V138H136ZM141 137H139L138 136V139L139 138H141ZM146 137V136H145ZM237 137V136H236ZM42 138V137H41ZM67 138H68V136H67ZM74 138V137H73ZM72 138V139H73ZM85 138V137H84ZM89 138V137H88ZM120 138H122V135L120 136ZM124 138H125V136H124ZM144 138V137H143ZM158 138H161L160 136H158ZM187 138V137H186ZM203 139H204V137H202ZM26 139V138H25ZM27 139H28V137H27ZM36 138H34V139H32V140H35ZM47 139H48V137H47ZM46 138H45V140H47ZM56 139V138H55ZM79 138L77 137V140H78ZM86 139H87V135H86ZM93 139V136H92V138H91V140ZM112 139V138H111ZM130 139L131 138H128V142L130 141ZM137 139V140H138ZM144 139H147V138H144ZM143 139V140H144ZM149 139V138H148ZM151 139V138H150ZM151 139V140H152ZM177 139V140H178ZM234 139V138H233ZM37 140V139H36ZM44 139L42 138V141H43ZM52 140H53V143H54V145L56 144V142H57V140H58V142H59V138H57L56 139V141L53 139V137H52ZM69 140V139H68ZM81 140H82V137H81ZM85 140V139H84ZM119 139H117V141H118ZM151 140H148V141H150V142H152ZM170 140V144L171 145H173L172 144V142L173 141H175V140H171V139H169ZM187 140H189V139H187ZM29 141V140H28ZM28 141H27V143H28ZM38 141H39V138H38ZM41 140L39 141V142H42ZM73 141V140H72ZM79 141V140H78ZM83 141V140H82ZM120 141V140H119ZM122 141V140H121ZM139 141V140H138ZM147 141V140H146ZM148 141H147V143H148ZM172 141V142H171ZM189 141H191V139L189 140ZM219 141H222L221 143H222V146H223V142L226 144V141H224V140H218V142ZM235 141V140H234ZM233 141V142H234ZM26 142V141H25ZM32 142V141H31ZM34 142V141H33ZM36 142V141H35ZM89 142V141H88ZM107 144H108V141H105ZM114 143H115V140L113 141ZM133 142H134V138H133ZM133 142H132V144H133ZM141 142V141H140ZM156 142V141H155ZM162 142H164V141H162ZM179 142V141H178ZM177 142V143H178ZM218 142H217V144H215L216 146H218ZM228 142V141H227ZM17 143H19V145H21V143L20 142H17ZM44 143H45V141H44ZM48 143V144H47ZM47 143H45L46 145H50L49 143V139H48V142ZM60 143H61V141H60ZM59 143V144H60ZM70 143H73V142H70ZM80 143V142H79ZM97 143H99V142H97ZM111 143V142H110ZM135 143V142H134ZM144 143V142H143ZM146 143V144H147ZM153 143V142H152ZM192 143V142H191ZM220 143V142H219ZM220 143V144H221ZM26 144V143H25ZM28 144H30V143H28ZM37 144V143H36ZM41 144V143H40ZM59 144H56L57 146L59 145ZM62 144V143H61ZM61 144L57 147L58 148V150H60L61 148L60 147H64L65 145H66V143H65V145L64 146H61ZM85 144V147H86V143H84ZM84 144H83V146H84ZM116 144V143H115ZM118 144V143H117ZM136 144V143H135ZM139 144V143H138ZM138 144H136V146L138 145ZM145 144V145H146ZM162 144V143H161ZM165 144V143H164ZM170 144H169V142H168V146L167 147H169L170 146ZM184 144H185V142H184ZM228 144V143H227ZM22 145H24V143L22 144ZM46 145H44V147L46 148ZM63 145V144H62ZM74 145V144H73ZM82 145V144H81ZM88 145H90V144H88ZM98 145V147L100 146V145H102V144H97ZM109 145V144H108ZM111 145H112V143H111ZM110 145V146H111ZM121 145V147H122V149L124 150V152H127L126 151V148L124 149L123 148V146H124V141H123V144H119V146ZM123 145V146H122ZM125 145H126V141H125ZM134 145V144H133ZM133 145H131V143H130V145L128 146L129 148L128 149H132L131 147H134ZM140 145L141 144H139L138 146L140 147ZM160 145V144H159ZM159 145H157L156 147H154L155 149L159 146ZM180 145V144H179ZM26 148H28L29 149V146L28 145H24ZM38 147H39V144L37 145ZM68 146V145H67ZM66 146V147H67ZM107 146V145H106ZM113 146V145H112ZM111 146V147H112ZM115 146V145H114ZM119 146H118V148H119ZM135 146V147H136ZM137 146V147H138ZM174 146V145H173ZM173 146H171V148L173 147ZM175 146H176V143H175ZM178 146V145H177ZM181 146L183 147V145L181 144ZM216 146H215V149H217L218 150V152H217V150H215L217 153H218V155L219 154H224L225 153V148H223V151H220L219 152V148L221 147V150H222V146L221 145H219L217 148H216ZM225 146V145H224ZM223 146V147H224ZM33 147H35L33 144H32V146L30 147V149L31 148H33ZM42 147V146H41ZM54 147V146H53ZM52 147V149H54ZM56 147V146H55ZM66 147H64L63 149H61L62 150V152L61 153H63V150L65 149L66 151H67V149H66ZM93 147V146H92ZM102 148H103V145L101 146ZM109 148V150H111L112 151V148ZM127 147V146H126ZM134 147V148H135ZM146 147H148L147 145H146ZM150 147V146H149ZM148 147V149H150ZM179 148H180V146H178ZM181 147V148H182ZM211 146H209V148H208V150H213L212 148H210ZM22 148H24V147H22ZM44 148V149H45ZM48 148V147H47ZM60 148V149H59ZM88 148V147H87ZM89 148H90V146H89ZM95 148V147H94ZM106 147L104 146V149H105ZM108 148V147H107ZM105 149V150H107L108 151V149ZM114 148H116V147H114ZM143 148V147H142ZM177 148V147H176ZM186 147H184L183 148V150L185 149ZM207 148V147H206ZM214 148V147H213ZM227 148H230V146L229 147H227ZM25 149V148H24ZM35 149H37V148H35ZM35 149L34 150H32V151H35ZM40 149V148H39ZM42 149H43V147H42ZM41 149V150H42ZM51 149V150H52ZM72 149V148H71ZM77 149H80V150H84V149H82V148H80V147H78ZM121 149V148H120ZM127 149V150H128ZM140 149V148H139ZM173 149H174V147H173ZM225 149V150H224ZM231 149V148H230ZM230 149H227V150H230ZM27 150V149H26ZM51 150H50V153L48 152H46L47 154H52L54 151H55V149L54 150H52L53 152L51 153ZM64 150V153L66 152ZM69 150V149H68ZM105 150H103L102 151V153L104 154V153H106L105 152ZM116 150V152H119L118 151V149L116 148L115 149ZM137 150V149H136ZM142 150H144V148L142 149ZM141 150V151H142ZM161 150V149H160ZM164 150L166 151V147L164 148ZM163 150V151H164ZM175 150V149H174ZM226 150V151H227ZM45 151H47L46 149L44 150V152ZM56 151H57V149H56ZM96 151H98V149H96ZM96 151H95V153H96ZM101 150L99 149V152L98 153H101L100 152ZM122 151V150H121ZM155 151H159L158 150V148L155 150ZM176 151V150H175ZM182 151V150H181ZM185 151V150H184ZM215 151L213 152H210V151H208V152H210V153H215ZM231 151V150H230ZM229 151V152H230ZM14 152V151H13ZM42 152V151H41ZM70 152V151H69ZM68 152V153H69ZM81 152V151H80ZM85 152V154H88V153H86V150L84 151ZM94 152V151H93ZM93 152L92 153H90V155H92L93 154ZM108 152H110V151H108ZM124 152H122L123 154H124ZM131 152H132V150H131ZM147 152V151H146ZM152 152H153V150H152ZM162 152V151H161ZM160 151L158 152V153H161ZM176 152H178L177 153V156L176 155H174L175 157H176V159L177 158H181L180 157V155H179V153H183L182 155H184V152L182 151V152H179V150L178 151H176ZM203 152H204V149H203ZM205 152H207V149L205 150ZM204 152V153H205ZM207 152V153H208ZM232 152L233 151H231L230 152V156H232L231 154H232ZM16 153V152H15ZM31 153V152H30ZM36 153H37V151H36ZM45 153V154H46ZM61 153H59V154H61ZM67 153V152H66ZM68 153H67V155H68ZM120 153V152H119ZM129 153V152H128ZM157 153V154H158ZM204 153H202V154H204ZM207 153H205V156L207 155ZM216 153V154H217ZM12 154V153H11ZM33 153H31V155H32ZM42 154V153H41ZM44 154V153H43ZM47 154L46 155H42V156H47ZM54 154V153H53ZM59 154L57 155L56 153L54 154L55 156L57 155L58 157H59ZM108 154H112V153H108ZM131 154V153H130ZM142 154V153H141ZM150 154H152L151 152H150ZM149 154V159H150V156H151V158L153 157L152 155H150ZM209 154V153H208ZM216 154H214L213 155V157L214 156H216V158H218V155H216ZM236 154V153H235ZM27 155V154H26ZM34 155H36V157L38 156V154H35L34 153ZM62 155V154H61ZM60 155V156H61ZM64 155V154H63ZM62 155V158H61V160H63V157L64 156H66V155H64L63 156ZM95 155V154H94ZM102 154H100V156H101ZM113 155V154H112ZM112 155H109V156H112ZM116 155V154H115ZM115 155H113V156H115ZM120 155V154H119ZM154 155H156V153H154ZM159 155V154H158ZM164 155V154H163ZM162 154H161V159H165L166 160V158H167V156H163ZM165 155H167V154H165ZM170 155H171V157H174V156H172V154H169L168 156L170 157ZM181 155V156H182ZM189 155H190V153H189ZM226 155V154H225ZM16 155L14 154V157H15ZM54 156V157H55ZM73 156V155H72ZM93 156V155H92ZM99 155H98V158H100V160H101V157H100ZM139 156H140V154H139ZM142 156V155H141ZM145 156V155H144ZM204 156V155H203ZM202 156V157H203ZM211 156V155H210ZM223 156V155H222ZM222 156H221V158H222ZM228 156V153H227V155H226V157ZM234 156V155H233ZM246 156V155H245ZM29 157H30V154H29ZM48 157V156H47ZM50 157V156H49ZM67 157V156H66ZM69 157V156H68ZM85 157V156H84ZM97 156H95V158H96ZM104 157V156H103ZM102 157V158H103ZM122 157V156H121ZM159 158H156V157H153L152 158V161L154 160V158L157 160H161L160 159V155L158 156ZM166 157V158H165ZM175 157H174V159L172 158L171 160H173V161H175L176 159H175ZM191 157V156H190ZM190 157L188 156V158L190 159ZM200 157V159H199V161L200 160H203V158H205V159H210L211 158V163H212V160H213V164L216 162V160L218 161L219 159H220V156H219V158L218 159H215V162H214V159L212 158V156L211 157H209V158H206V157ZM225 156H223V159H226V160H228V158H224ZM236 157H237V155H236ZM239 157V156H238ZM238 157H237V159H238ZM244 157V156H243ZM243 157H241V158H243ZM248 157V156H247ZM30 158H32V160H34L33 159V157L31 156ZM38 158V157H37ZM40 158V157H39ZM65 158V157H64ZM72 158V157H71ZM70 158V159H71ZM82 158V157H81ZM80 158V159H81ZM131 158V157H130ZM129 158V159H130ZM134 158H136L135 157V155H134V157H132L131 159H133V160H131V162L132 161H137V160H135ZM139 158V157H138ZM145 158V161H146V159H147V157H144ZM192 158V157H191ZM229 158H231V157H229ZM245 158V157H244ZM252 158H253V156H252ZM3 158H0V160H2ZM43 159H45V157L43 158ZM53 159V158H52ZM55 159H57L56 157H55ZM55 159L54 160H52V161H54V162H56L55 161ZM85 159H86V157H85ZM110 159V158H109ZM109 159H107V160H109ZM129 159H127V160H129ZM149 159H147V160H149ZM163 159V160H164ZM170 160V158H167V163H171V161H169ZM182 159H183V156H182ZM188 159V161H190ZM196 160H197V158H195ZM222 159V160H223ZM232 159V158H231ZM230 159V160H231ZM247 159V158H246ZM250 159V158H249ZM16 160V159H15ZM31 160V159H30ZM31 160V162H33V163H35L34 161H32ZM48 160H49V158H48ZM60 160V159H59ZM60 160V161H61ZM65 160V159H64ZM73 160V159H72ZM82 160H83V158H82ZM82 160H78V161H82ZM97 160V159H96ZM104 160V159H103ZM116 160H117V158H116ZM119 160V159H118ZM129 160V161H130ZM141 160H142V158H141ZM151 160V159H150ZM180 160L181 159H179L178 161L180 162ZM192 160V159H191ZM225 160V161H226ZM233 160V159H232ZM240 161H241V159H239ZM248 160V159H247ZM60 161H58V162H60ZM75 161H77V160H75ZM74 160L72 161L73 163H71V160H69L68 162H70L71 164H74V162H75ZM77 161V163H79ZM86 161V160H85ZM85 161H83L84 163H85ZM92 161H95V160H92ZM121 161V160H120ZM129 161H128V164H126L125 165V163H124V165L126 166V169L127 170H129L128 168H130V167H128V165H130L129 164ZM144 160H142V162H143ZM182 161V160H181ZM185 162L187 161V160H184ZM184 161H182L183 163H185ZM187 161V162H188ZM194 161V160H193ZM234 161H236L235 160V157H234ZM243 161V160H242ZM244 161H246V160H244ZM252 161V160H251ZM4 162V161H3ZM8 162V161H7ZM42 162H43V160H42ZM48 162H50V164L52 165L53 163H51V161H48ZM58 162L56 163V164H58ZM65 162V161H64ZM67 162V163H68ZM98 162H100V161H98ZM134 162H132V163H134ZM141 162V161H140ZM139 162V163H140ZM155 162V161H154ZM153 162V163H154ZM176 162V164H179V163H177V160L175 161ZM175 162H173V163H175ZM196 162H198V160L196 161ZM195 162V163H196ZM201 162V161H200ZM219 162H220V160H219ZM218 162V163H219ZM230 162V161H229ZM247 162V161H246ZM254 164L256 163V162H254V161H252ZM66 163V162H65ZM64 163V164H65ZM77 163H75V164H77ZM86 163H87V161H86ZM105 163V162H104ZM113 163H116V162H113ZM137 164H138V162H136ZM150 163H152L151 161H150ZM158 163H161V164H163L162 163V161L161 162H159L158 161ZM164 163H166L165 161H164ZM224 163V162H223ZM242 163V162H241ZM241 163H240V165H241ZM244 163L245 162H243V165H244ZM249 163V162H248ZM259 163V162H258ZM7 164V163H6ZM9 164V163H8ZM42 164H45V162L44 163H42ZM48 164V163H47ZM46 164V165H47ZM55 164V163H54ZM63 164V165H64ZM70 164V165H71ZM95 164H97V163H95ZM141 164V163H140ZM157 164V163H156ZM172 164V163H171ZM171 164H169V165H171ZM180 164H181V162H180ZM210 164V163H209ZM220 164V163H219ZM221 164H222V162H221ZM50 165V166H51ZM60 165V164H59ZM98 165V168H100V166H99V164H97ZM105 165H106V163H105ZM115 165H117V163L116 164H114V165H110L111 167L112 166H115ZM119 165V164H118ZM117 165V166H118ZM120 165H122L121 163H120ZM143 165V164H142ZM150 164L148 163V165H145V162H144V166H149ZM158 165V164H157ZM223 165V164H222ZM238 165H239V163H238ZM238 165H236V166H238ZM239 165V166H240ZM242 165V166H243ZM245 165H247V164H245ZM257 165V164H256ZM32 166V165H31ZM35 166V165H34ZM65 166V165H64ZM76 166V165H75ZM93 166V165H92ZM95 166V165H94ZM107 166V165H106ZM110 166H108L109 168H110ZM125 166H123L122 165V169H124V167ZM130 166H132V165H130ZM140 166V165H139ZM151 166V165H150ZM144 167V168H146V169H144L143 168V166L142 167H139V169L140 168H142V170H140V173H141V177L143 176V173H144V171L145 170H148L149 172H151L152 170H153V172H154V174H156V172L157 171H154V169L156 170V167ZM153 166H155V164L153 165ZM158 166H160V165H158ZM163 166H164V164H163ZM168 166V165H167ZM167 166L165 165L164 167H166L167 168ZM172 166H174L173 164H172ZM171 166V167H172ZM183 166H184V164H183ZM204 166H206V165H204ZM215 166H217V164L215 165ZM227 166V165H226ZM226 166H224V167H226ZM232 167L231 165H228L227 167ZM259 166V165H258ZM5 167V166H4ZM4 167H2V172L4 171L5 172V169H4ZM9 166H7V168H8ZM43 168H44V165L42 166ZM61 167V165L59 166V168ZM82 167V166H81ZM119 167V166H118ZM134 167H135V165H134ZM136 167H137V165H136ZM169 167V170H172L173 171V168H177L176 170H174L175 171V173H174V171L172 172V171H170V172H172V174L174 173V174H176L177 172H178V170H180L181 171V169H185L186 170V168H178L177 166L176 167H170V166H168ZM185 167V166H184ZM241 167V166H240ZM250 167V166H249ZM6 168V169H7ZM11 168V167H10ZM51 168V167H50ZM64 168V167H63ZM84 168V167H83ZM138 168V167H137ZM149 168H151V169H149ZM171 168V169H170ZM217 168H219V167H217ZM221 168V167H220ZM219 168V170H216V172L217 171H220L221 169ZM235 168V167H234ZM237 168V167H236ZM248 168V167H247ZM258 168V167H257ZM1 169V168H0ZM4 169V170H3ZM30 169H31V167H30ZM49 169V168H48ZM88 169V168H87ZM92 169H93V167H92ZM95 169H96V171H97V168L95 167ZM102 169V168H101ZM106 169H108V168H106ZM114 169H115V167H114ZM126 169H124L125 171H126ZM164 169V168H163ZM215 169H216V167H215ZM214 169V170H215ZM229 169V168H228ZM241 169H243L242 167L240 168V170ZM8 170H10L9 168H8ZM45 170V169H44ZM103 170V169H102ZM110 170H111V168H110ZM132 171H134V168L132 167V169H131ZM130 170V171H131ZM136 170V169H135ZM158 170V169H157ZM162 170V169H161ZM161 170L159 169V171L161 172ZM164 170H166V169H164ZM188 170H189V168H188ZM202 170V169H201ZM237 170V169H236ZM244 170V169H243ZM250 170V169H249ZM251 170H252V168H251ZM34 171V170H33ZM37 171V170H36ZM46 171V170H45ZM51 171H53V170H51ZM72 171V170H71ZM79 171V170H78ZM94 171V174L96 173V171L95 170H93ZM93 171H92V173H93ZM101 170H99V175H101V177H103L102 176V173L100 172ZM130 171H128L130 174H131V172ZM138 171V170H137ZM136 171V172H137ZM167 171V170H166ZM239 171V170H238ZM254 171V170H253ZM253 171H250L251 172V174L250 175H252L253 174ZM9 172H12L13 173V171H9ZM104 172L105 173H107L108 174V172H106L105 170H104ZM111 172V171H110ZM116 172H118V170L116 169ZM127 172V171H126ZM182 172H184V170H182ZM187 171H185V173H186ZM256 172V171H255ZM258 172V171H257ZM37 173V172H36ZM46 173V172H45ZM51 173V172H50ZM65 173H67V172H65ZM69 173H71V172H69ZM74 173H75V171H74ZM80 173V172H79ZM112 173V172H111ZM128 173V174H129ZM152 173V172H151ZM162 173V172H161ZM160 173V175L162 176V174ZM222 173V174H221ZM221 173L219 174L218 173V175L215 177V178H212V180H211V182L213 181V180H221V186L220 187H224V186H222V184L223 185H225L226 187L224 188V189H226V188H228V189H232V187L234 188V190L232 191L233 193H232V198H234V200L236 201V204H239L240 205V207H232V205H236V204H229L228 206H226L224 209H223V211H222V215L219 217V218H217V215H215L214 214V216H216V218L217 219H210V217L209 216H207L208 218L206 219V218H204V219H202V220H200V221H198V222H194V221H196V219L197 218H195V219H193L194 221L192 222V221H188V220H186L185 218L183 219V215L182 214H178V215H176V216H172V218L171 217H169V216H164V215H161V214H159V213H157V214H154V216L151 218V223H152V230H151V232H152V236H153V238H154V241H153V245H152V247H149V249L148 248H146V244H145V237H144V235L146 234V230L144 229V227L143 226H145V223H144V225L142 226V224H140L139 225V222H138V224L136 223L137 221L136 220H132V222H127L126 221V224H116V225H112L111 226V224H113V223H111V224H109V223H105V224H100V225H98V226H92V227H90V228H88V229H85V230H81V231H79L80 233H78V237H82L83 238V243H85L86 244V246L90 249V252L89 253H92L93 254V260H94V264H104V262L107 260V261H110L111 262V264H115V262L116 261H121L122 262V264H129V262L128 261H125L124 260V257L125 256H129V257H132V259L134 260V261H136L137 262V264H175V262H179V264H206V262H210V264H217V262H218V264H238V262H243V264H261V261L262 260H264V247H257L256 248V251L255 252H245V249L246 248H251V247H253V246H256V244H257V239H258V237H259V234H260V225L262 224V223H264V221H262L261 219H260V213H261V211L262 210H264V203H262L261 201H260V196L259 195H256V194H252L251 193V191H245L244 190V186H247V184L249 183V181H248V179H247V177H246V175H245V173L244 174H242L240 177H236V179H232V180H230L231 179V177H229L230 175H229V173L227 174V175H224V173L222 172V170H221ZM232 173V172H231ZM19 173H17V175H18ZM44 174V173H43ZM72 174H73V172H72ZM91 174V173H90ZM97 174V173H96ZM110 174V173H109ZM126 174V176L128 175L127 173H125ZM128 175V176H131L132 175V179H131V177H129V179H131V180H133V178L135 177V179L134 180H136V176H133V174L134 175H137L138 174V172L135 174V171L131 174V175ZM153 174V173H152ZM153 174V175H154ZM178 174V173H177ZM197 174V173H196ZM255 174V173H254ZM257 175H255V176H258L259 175V173H256ZM13 175V174H12ZM16 175V176H17ZM98 174H97V176H99ZM122 175V174H121ZM119 176V177H123V176ZM139 175V174H138ZM188 175H189V173H188ZM216 175V174H215ZM48 176H49V174H48ZM79 176V175H78ZM89 176H91V175H89ZM95 176V175H94ZM114 176H117L118 177V175H114ZM125 176V175H124ZM155 176V175H154ZM170 176V175H169ZM169 176H167V177H169ZM175 176V175H174ZM181 176V175H180ZM180 176H176L177 178L176 179H179L178 177H180ZM185 175H183L182 176V178L184 177ZM195 176V175H194ZM207 176V175H206ZM225 176H227V179L226 180H224V179H221V177H225ZM235 176H237V175H235ZM15 177V176H14ZM47 177V176H46ZM92 177V176H91ZM96 177V176H95ZM100 177V176H99ZM98 177V178H99ZM112 177H113V175L111 176V179H112ZM119 177H118V179H119ZM140 177V178H141ZM187 177V176H186ZM189 177H190V175H189ZM192 177V179H194L193 178V175L191 176ZM196 177H197V175H196ZM195 177V178H196ZM204 177V176H203ZM208 177H209V175H208ZM249 177V176H248ZM250 177H252L253 178V175L252 176H250ZM259 177V176H258ZM17 177H15V179H16ZM104 179L106 178V181L108 180L107 178H109V176L108 175H106L105 177H103ZM127 178V177H126ZM161 178V181L163 182V184L161 183V181H159L158 180V182H160V184H162L163 185V187H164V189H165V183H168V180H166V179H164L163 177H160ZM200 178V177H199ZM207 177H205V179H206ZM210 179H211V177H209ZM256 178V177H255ZM7 179V178H6ZM41 179H42V177H41ZM74 179V178H73ZM97 179V178H96ZM103 179V180H104ZM128 178L125 180L126 182L129 180ZM155 179H157V177L155 176ZM171 179V178H170ZM180 179H181V177H180ZM202 179V178H201ZM208 179V178H207ZM207 179L205 180V181H207ZM259 179V178H258ZM9 180V179H8ZM37 180V179H36ZM35 180V181H36ZM90 180V179H89ZM98 180V179H97ZM97 180L95 181V180H93V178L91 179V181L94 183V181H95V183L94 184H96V183H99V182H97ZM120 180H122V178H120ZM133 180V181H134ZM141 180L143 181V179L141 178ZM141 180L138 178V181H139V184L140 183H142L141 182ZM152 180H154L153 179V176H152V179H151V181ZM172 180V179H171ZM195 181L196 180H198V177H197V179H194ZM193 180V181H194ZM200 180V179H199ZM34 181V182H35ZM43 181V180H42ZM68 181V180H67ZM90 181V182H91ZM102 181V180H101ZM106 181H104L106 184L108 183V182H111V180L110 181H108V182H106ZM113 181V180H112ZM116 181V180H115ZM114 181V182H115ZM133 181H131V183L133 182ZM155 182H156V180H154ZM154 181L153 182H151V184H150V186L151 185H154L155 183H154ZM173 181V180H172ZM184 182H186L187 181V179H186V181H185V178H184V180H183ZM200 181H203V180H200ZM205 181L203 182L204 183V185H205ZM218 181V182H219ZM52 182H53V180H52ZM51 182V183H52ZM54 182H56V181H54ZM70 182V181H69ZM72 182H73V180H72ZM83 182V181H82ZM85 182V181H84ZM89 182V181H88ZM104 182H103V184H104ZM157 182V183H158ZM177 182V181H176ZM178 182L180 183V182H182L181 180H178ZM183 182V183H184ZM198 182V181H197ZM208 182H210L209 180H208ZM210 182V183H211ZM258 182V181H257ZM36 183V182H35ZM74 183V182H73ZM116 183V182H115ZM120 184H122V182H119ZM128 183H130L129 181L127 182V185H128ZM136 183V182H135ZM138 183V182H137ZM145 183L146 182H144L143 181V184L141 185V187L140 188H136V186H135V184H134V182L132 183L134 186H135V188H133V187H131V186H133L132 184L131 185H129L130 187L128 188V189H125V190H119L120 188L118 187V189H117V187H116V184L114 185V183H110V187H111V185H112V187L114 188H112V191L113 190H115V191H117L116 192V194H113V192H111V193H109L108 191H111L110 189L107 191V187H108V184L106 185V184H104L103 186L105 187L103 190H105L106 188V190L105 191H107L108 192V194L106 195V193H105V195H102V194H95V193H93L92 195L91 194H89L88 196H87V200L89 201V202H91V206H93L94 208H99L98 210H100L98 213H96V212H94V213H92L93 215H89V214H84V215H89L88 216V218H94V216L95 217H97V219H99L100 221L101 220H104V219H108V218H117V217H120V216H124V218L126 217V216H129V215H132V214H136V213H138V212H140V210H141V207H142V205H143V203H141L140 201H146V200H150V197H151V194L152 193H150L149 191H150V186H149V188L146 190V188H145ZM154 183V184H153ZM156 183V184H157ZM171 184L173 183H175V181H173V182H170ZM182 183V184H183ZM187 183V182H186ZM214 183V182H213ZM258 183H260V182H258ZM19 184V183H18ZM80 183L78 182V184H77V182H76V185H79ZM87 184V183H86ZM90 184V183H89ZM120 184H118V185H120ZM159 183H158V185L159 186H161ZM171 184L170 185H168V186H171ZM178 184V183H177ZM176 184V185H177ZM185 184V183H184ZM207 184V183H206ZM254 184H255V182H254ZM71 185V184H70ZM93 184L91 183V185L90 186H92ZM115 187H114V186ZM158 185H154V187L155 186H158ZM167 185H166V188L167 189H169V196L167 197V198H165V199H167L170 203H173L174 205L175 204H179V205H185V210H187L188 209V213H191V214H194L195 212H199V213H204V212H208V211H210L212 208H214L215 206H217V205H219L220 203H222L223 201H225V200H228L229 199V197H228V195L226 194V197H225V199L223 198H220V196H218V192H215V193H217L216 195L218 196H216V195H213V196H216V197H212V198H207V199H205V198H200V197H198V196H202V193L201 194H198L197 192H194V193H192V192H190V190L188 191V190H174V189H172L171 187H167ZM218 185V184H217ZM255 185H257V184H255ZM254 185V186H255ZM21 186V185H20ZM72 186V185H71ZM73 186H75L74 184H73ZM81 186H83V184L81 185ZM97 186V187H96ZM95 186V188H97V190H98V184ZM174 186V185H173ZM182 186V185H181ZM184 186V185H183ZM215 187H216V185H214ZM259 185H257L256 186V188L258 187ZM78 187H80V186H77V188ZM162 187V186H161ZM199 187V186H198ZM206 187V186H205ZM208 187H210V185L208 186ZM208 187H206V189L208 188ZM212 188H213V186H211ZM74 188V187H73ZM86 189H87V187H85ZM91 188H93V187H88V189H91ZM100 188V187H99ZM116 188V189H115ZM123 188H124V186H123ZM157 188H160V187H157ZM174 188V187H173ZM186 188V187H185ZM202 188H204V187H202ZM217 189V191H218V186L216 187ZM247 189H248V187H246ZM259 188V187H258ZM258 188L256 189V190H258ZM50 189V188H49ZM70 189H72V188H70ZM69 189V190H70ZM80 189V192H81V188H79ZM94 189V188H93ZM155 189V188H154ZM161 189V188H160ZM175 189H180V188H177V187H175ZM214 189V188H213ZM213 189H212V191H213ZM223 189V188H222ZM68 190V191H69ZM155 190H157L158 191V189H155ZM154 190V191H155ZM198 190H200V189H198ZM219 190H221V188L219 189ZM250 190V189H249ZM67 191V192H68ZM73 191V196H67V197H71V199H73V198H75V193H78V196H80V193L79 192H77L78 190H76V192L74 191V189L72 190ZM96 190L94 189V192H95ZM123 191H125V192H123ZM147 191V195H145V192ZM156 191V192H157ZM161 191H163V188L161 189ZM209 191V190H208ZM207 191V192H208ZM215 191V190H214ZM222 191V190H221ZM91 191H89V193H90ZM98 192V191H97ZM118 192L119 193H125V194H118ZM152 192V191H151ZM160 192V191H159ZM210 192H211V190H210ZM220 192V191H219ZM226 192V191H225ZM225 192H222V193H225ZM43 193V192H42ZM102 193V192H101ZM153 193H155V192H153ZM158 193V192H157ZM163 193H165V192H163ZM213 193V192H212ZM214 193V194H215ZM221 193V195L223 196V194ZM249 193H251V194H249ZM39 194V193H38ZM68 194H70V192L68 193ZM67 194V195H68ZM81 194L83 195L84 193H82L81 192ZM156 194V193H155ZM165 194H167V192L165 193ZM164 194V195H165ZM204 194V193H203ZM220 194V193H219ZM229 194V193H228ZM237 194H239V199L237 198ZM160 195H161V193H160ZM198 195V196H197ZM36 196V195H35ZM34 196V197H35ZM86 196H83V197H86ZM155 196V195H154ZM162 196V195H161ZM204 196V195H203ZM207 196V195H206ZM209 196H210V194H209ZM37 197H38V195H37ZM36 197V198H37ZM40 197V196H39ZM156 197V196H155ZM44 198V197H43ZM43 198H41V200L43 199ZM47 198V197H46ZM81 198V197H80ZM158 198V197H157ZM160 198V197H159ZM78 199V198H77ZM140 199V200H139ZM161 199H163L162 197H161ZM37 199H35V202L37 203L38 201H36ZM39 200H40V198H39ZM69 200V199H68ZM80 200V199H79ZM79 200H78V203H79ZM83 200V199H82ZM81 200V201H82ZM85 200V199H84ZM130 200H133L132 202L134 203L132 206H128L127 205V201H129V202H131ZM74 201V200H73ZM228 201H230V200H228ZM49 202H50V200H49ZM70 202H72V201H70ZM69 202V204H71ZM160 202V201H159ZM249 202H251V203H249ZM74 203V202H73ZM83 203H84V201H83ZM87 203V202H86ZM85 203V204H86ZM50 204V203H49ZM67 204V203H66ZM65 204V205H66ZM68 204V205H69ZM172 204V205H173ZM227 204V203H226ZM37 205L40 207L41 206V203L40 202H38L37 203ZM51 206L52 205H54V204H50ZM49 205V206H50ZM56 206H59L60 207V205H57V204H55ZM68 205H66V206H68ZM83 205V204H82ZM81 205V206H82ZM111 205V207L112 206H114V208L112 207V208H110L109 206ZM150 205V204H149ZM168 205H169V203H168ZM171 205V207L173 208V207H178V209L180 208V209H182L183 208V206H172ZM47 206V204L44 206V207H46ZM76 206V205H75ZM80 206V205H79ZM85 205H83V207H84ZM156 206V205H155ZM65 207V206H64ZM70 207H71V205H70ZM116 207V208H115ZM57 208V207H56ZM86 208V207H85ZM91 208V207H90ZM89 208V209H90ZM93 208V209H94ZM78 209H80V208H78ZM84 209V208H83ZM88 209V208H87ZM46 208H45V210H43V211H45L46 212ZM51 210V209H50ZM53 210H54V208H53ZM53 210L51 211V212H53ZM71 210V209H70ZM69 210V211H70ZM82 210V209H81ZM85 211H86V209H84ZM92 210V209H91ZM95 210V209H94ZM49 211V210H48ZM73 210H71L70 211V213L72 212ZM77 211V210H76ZM84 211V212H85ZM87 211H89V210H87ZM60 214H65V211L64 210H59L58 211ZM93 212V211H92ZM55 213H56V211H55ZM66 213H67V211H66ZM80 213V212H79ZM88 213V212H87ZM149 213V212H148ZM48 214H50V213H48ZM72 214H74V213H72ZM81 214V213H80ZM142 214V213H141ZM220 214V213H219ZM82 215V214H81ZM146 215V214H145ZM85 216V218L87 219V217ZM141 216V215H140ZM151 216H152V214H151ZM202 216V215H201ZM51 217H52V215H51ZM84 217V216H83ZM167 217H168V219H167ZM204 217V216H203ZM213 217V216H212ZM211 217V218H212ZM6 218V217H5ZM71 218V217H70ZM133 219V218H132ZM136 219V218H135ZM189 219V218H188ZM10 220V219H9ZM24 220V219H23ZM22 220V221H23ZM54 220V219H53ZM138 220V219H137ZM142 220V219H141ZM25 221V220H24ZM23 221V222H24ZM56 221V220H55ZM54 221V222H55ZM83 221V218L81 217V218H79L78 219V222L79 223H81ZM123 221V220H122ZM136 221V222H135ZM145 220H143V221H141L142 223L144 222ZM19 222H21V218H20V221ZM102 222V221H101ZM119 222V221H118ZM140 222V223H141ZM4 223V222H3ZM71 223V222H70ZM69 223V224H70ZM76 223V222H75ZM98 223V222H97ZM97 223H96V225H97ZM55 224V223H54ZM95 224V223H94ZM107 224H109V225H107ZM0 225H1V223H0ZM56 225V224H55ZM72 225V224H71ZM86 225V224H85ZM90 225V224H89ZM22 226H23V224H22ZM69 226V225H68ZM1 227V226H0ZM67 227V226H66ZM79 228V227H78ZM6 230V229H5ZM76 231V230H75ZM74 231V232H75ZM29 233V232H28ZM5 234V233H4ZM0 236H1V234H0ZM229 236H232V237H235L236 239H234L231 243H225V241L228 239V237ZM1 241H2V239H1ZM39 241H41V240H39ZM81 241V242H82ZM151 242V241H150ZM152 244V243H151ZM3 245H4V243H3ZM48 246V245H47ZM0 247H1V245H0ZM51 247V246H50ZM53 249V248H52ZM56 249V248H55ZM30 250V253L33 255H37L38 256V258H19V259H15L17 262H19V261H22V260H25V261H31V260H35V259H40L41 258V256L36 252V251H33V250H31V249H29ZM57 250V249H56ZM89 251V250H88ZM27 252V251H26ZM233 253V255L232 256H229V253ZM88 253V254H89ZM117 253H120V255L118 256L117 255ZM22 254V253H21ZM88 254H86V255H82V258L83 257H86V256H88ZM27 255V254H26ZM25 257V256H24ZM31 257V256H30ZM40 257V258H39ZM46 257V258H45ZM47 257H49V258H47ZM43 258L44 259H51L52 257L50 256V255H48V254H44V256H43Z\"/></svg>",
	"mask_w": 264,
	"mask_h": 264
}]
</instances>
